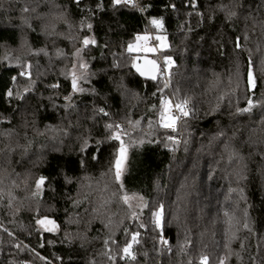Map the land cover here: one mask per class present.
Here are the masks:
<instances>
[{"label": "trees", "instance_id": "1", "mask_svg": "<svg viewBox=\"0 0 264 264\" xmlns=\"http://www.w3.org/2000/svg\"><path fill=\"white\" fill-rule=\"evenodd\" d=\"M138 3L0 0V264H264V0ZM59 12L67 23L53 21ZM152 19L168 44L153 57L156 81L127 51L155 31ZM85 36L96 44L84 47ZM76 61L87 78L73 92ZM162 98L188 101L177 134L161 126ZM249 98L255 106L238 112ZM109 123L125 131L121 182ZM121 195L145 204L128 211ZM49 216L57 233L39 229Z\"/></svg>", "mask_w": 264, "mask_h": 264}, {"label": "snow or ice", "instance_id": "2", "mask_svg": "<svg viewBox=\"0 0 264 264\" xmlns=\"http://www.w3.org/2000/svg\"><path fill=\"white\" fill-rule=\"evenodd\" d=\"M76 3H77V5H79L80 0H76ZM112 3H113V6L120 5V4L130 5V6H133V7L137 6L136 5V0H112ZM192 3H193V6L195 7V0H192ZM97 7L98 8H102V4H98ZM220 7H221L222 10H226L227 11V15L229 17H232V16L236 15V13L234 11H231L230 9H227L226 5H221ZM32 10L35 11V9H32ZM140 10L143 11L144 9L141 8ZM24 11L27 12V11H29V9L25 8ZM89 11H91V9H89ZM53 21H63L65 23H67V21L65 19V15H64L63 12H59V13L55 14L53 16ZM151 23L155 27H157L158 29H162L163 28V21L162 20L152 19ZM51 27H52L53 30H55V27H56L55 22L52 23ZM87 27L89 28V30H91L93 25L91 23H88ZM136 39L138 41L141 40V39L147 40L148 37L147 36H144V37L137 36ZM156 39L161 41V47H166L167 46L164 43V37L157 36ZM245 39H247L246 36H245ZM82 44H83L84 47H87L89 45H95L96 44V40H95V38H91V37L85 36L83 38V40H82ZM235 47L237 49H239L241 47L239 39L236 40ZM133 50H134L133 45L129 44L128 45V51L131 52ZM135 50H140L139 46H137ZM143 50L144 51H149V52L156 51L155 48H147V47H145ZM41 51H43V50H41ZM80 51H81V49H77V51H76V53L74 55L79 56ZM172 63H173L172 62V58L170 56L169 57H165V64L166 65L171 66ZM145 65L146 66L144 68H142V67H140L138 65H134V66L136 67V70L140 73V75L147 76V77L155 80L156 79V73L159 71V66L156 64V61L148 60V61L145 62ZM79 67L81 69H84V68L87 67V65L84 64L83 62H81L79 64ZM27 68L30 69L31 65H27ZM73 68H75V64L73 65ZM20 75L21 76L27 75V76L30 77V72L22 71L20 73ZM71 76H72V81L71 82H72V90H73V92L84 91L83 88H79L78 87V80L86 79L87 78L86 74L84 72H80L79 75H78L75 71H73L71 73ZM15 79L16 78L13 77V81H15ZM247 84H248L249 90H252V89H254L256 87V77L254 75L253 63H252L251 58H249V61H248ZM167 86L168 85L165 84V87H167ZM53 87H58V85H53ZM6 95L8 97H11L13 95V93L9 89L8 92L6 93ZM65 99H70V97H65ZM187 103H188V101H187V99H185V100L180 101V102H178V103L173 105L171 100H167L166 101V100H164L162 98L161 99V106H162L163 110L160 113L161 126L164 127V128H171V129L174 130L175 129L176 120L179 117L174 116V115H170V113L172 112L173 109H175L176 112L180 113L184 117H187L189 115V112L186 109ZM254 106H255V104H254L253 100L251 98H249L248 106L245 107V108H242V109L238 108L237 111L238 112H249V111H251V109ZM99 111L101 113H103V115H105V116L109 115V113L106 112L103 108L99 109ZM136 123L138 124L139 121H137ZM106 128L111 131L110 138L118 140L120 142L118 155H117L116 160H115V177H116V180L119 181L120 178H121V175H122L124 162H125V160L127 158V148H126L125 143H124V141L122 139V136L125 134V131H124V129L122 128V126L119 123L106 124ZM167 139L168 140H172L173 142H175L174 138L172 136H168ZM87 145H88V141L85 140L81 150L82 151L85 150ZM93 158H95V157H93ZM45 180H46V177H44V176H40L39 177V179L36 181L37 189H39L44 184ZM121 187H122V185H121ZM131 198L132 197H129L128 195H125L123 197L124 203L128 204L129 200ZM129 207H131L130 204H129ZM133 215H135V213H133ZM153 216L155 218L156 227H161L162 210L153 213ZM37 223L42 225V226H44L46 231H51L52 230L51 228L47 227L48 224H53L54 225V222L49 221L46 218L45 219H41V220H37ZM141 226L143 227V225H141ZM245 227H247V224H245ZM138 235H139V233L133 234V236H132V242L133 243H139V241L137 240V236ZM162 242L165 243V244L167 243V241H162ZM105 243L107 244V241ZM131 249H132V243H128L123 248L122 251H123L125 256L131 257V258L134 259L135 257L133 255ZM109 258L111 259V257H109ZM207 261H208V258L206 256L201 257V264H207ZM220 264H224V260L223 259L220 261Z\"/></svg>", "mask_w": 264, "mask_h": 264}, {"label": "rangeland", "instance_id": "3", "mask_svg": "<svg viewBox=\"0 0 264 264\" xmlns=\"http://www.w3.org/2000/svg\"><path fill=\"white\" fill-rule=\"evenodd\" d=\"M153 26H154V25H153ZM154 28H155V31L152 32V33H147V34L139 35L140 37L147 36V37H148L147 40H143V39H141V40L138 41V40L136 39L133 43H131V44L133 45V47H134V50L131 51V52H129V51H128V47H127V51H128L129 53L135 55V56H137V55H148V56H151V57H154V58H157V57L161 58V57H162L161 51H162L163 49L167 48L168 44H167L166 36L163 34L162 29H158V28L155 27V26H154ZM157 36H162V37H164V43L167 45L166 47H161V41L156 39ZM137 46H139V49H140V50H135ZM145 47H147V48H155L156 51H154V52L144 51L143 49H144ZM17 52H20V51H17ZM79 56H80V53H79ZM77 57H78V56H77ZM80 69H81V68H80L79 65H78V61H76V62H75V68H73L72 72L75 71L77 74H79V70H80ZM167 69H168V68H167ZM25 76H26V75H25ZM78 87H79V83H78ZM186 108H187V105H186ZM169 129H171V128H169ZM171 130L174 131L176 134L179 133V126H178L177 122H176V124H175V129H174V130L171 129ZM125 166H126V160H125L124 165H123V170H122L121 178H122V176H123V173H124V170H125ZM121 178H120L119 181H118V180H117V181H118V182H121ZM115 179H116V177H115ZM107 187H108L109 189L111 188L110 186H107ZM124 196H125V195H123V196L121 195V196H120V197H121V200H123V197H124ZM128 196H129V197H132V198L129 200V203L126 204V206H127L126 208H127L128 211H131V208H137V207H140V206H142L143 204H145V203H143V200H141V199H139L138 197H136V195H128ZM111 197H112V196H111ZM110 199H111V198H110ZM123 202H124V200H123ZM124 204H125V203H124ZM129 204L131 205V207H129ZM126 208H125V209H126ZM101 212H102V213H100V214H98V215L101 216L102 218L107 217L108 220H109L110 216H112V215L114 216V214H115V213H113L112 211L110 212L109 210H103V211H101ZM45 218H46L47 220H49V221L54 222V225H53V224H48V225H47V227H48V228H51L52 230H51V231H46L44 226L38 224L39 229H40L42 232L57 233V232L59 231V229H60V226L58 225V223H57L53 218H51L50 216H49V217H44L43 219H45ZM162 218H163V216H162Z\"/></svg>", "mask_w": 264, "mask_h": 264}, {"label": "water", "instance_id": "4", "mask_svg": "<svg viewBox=\"0 0 264 264\" xmlns=\"http://www.w3.org/2000/svg\"><path fill=\"white\" fill-rule=\"evenodd\" d=\"M148 60L156 61V64L159 66V71L156 73V79L155 80H153V79H151V78H149L147 76L140 75V73L136 70V67L134 66V65H138V66L144 68L146 66L145 62L148 61ZM160 68H161V63L158 62L156 59H154L151 56H148V55H137L134 58L133 69L141 78H143L145 80L156 81L158 79V76H159Z\"/></svg>", "mask_w": 264, "mask_h": 264}, {"label": "built area", "instance_id": "5", "mask_svg": "<svg viewBox=\"0 0 264 264\" xmlns=\"http://www.w3.org/2000/svg\"><path fill=\"white\" fill-rule=\"evenodd\" d=\"M136 5L139 6V3H138V0H136ZM170 115H174V116H177L179 117L176 122H181L185 117L182 116L180 113L176 112L175 109L172 110V112L170 113Z\"/></svg>", "mask_w": 264, "mask_h": 264}]
</instances>
